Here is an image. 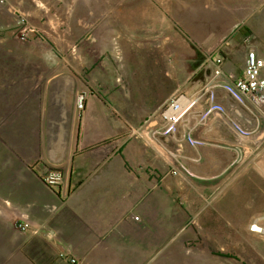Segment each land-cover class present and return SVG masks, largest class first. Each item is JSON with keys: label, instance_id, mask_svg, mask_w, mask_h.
Here are the masks:
<instances>
[{"label": "rangeland", "instance_id": "rangeland-1", "mask_svg": "<svg viewBox=\"0 0 264 264\" xmlns=\"http://www.w3.org/2000/svg\"><path fill=\"white\" fill-rule=\"evenodd\" d=\"M239 45L244 53L247 45L264 53V0H0V99L26 82L41 88L45 81L75 77L85 92L106 97L109 90V101L117 104L128 73L154 58L168 73L171 54L181 106L225 104L223 115L209 119L208 135L236 140L244 155L236 167L243 185L235 192H192L184 160L171 162L160 209L151 195L144 203L151 221L110 257L68 256L58 250L65 240H52L48 226L31 224L25 209L0 199V264H264V235L254 231L264 229V187L249 183V169L264 170V142L255 141L264 139V117L249 106L237 109L216 87L201 90L209 81L207 49L237 74L244 60ZM68 70L71 75L62 73ZM193 87L200 89L191 98ZM187 115L174 133L184 142L194 133ZM14 160L0 155V173ZM158 216L160 225L153 221Z\"/></svg>", "mask_w": 264, "mask_h": 264}, {"label": "crops", "instance_id": "crops-1", "mask_svg": "<svg viewBox=\"0 0 264 264\" xmlns=\"http://www.w3.org/2000/svg\"><path fill=\"white\" fill-rule=\"evenodd\" d=\"M212 49H207L205 61L218 56ZM160 61L154 58L137 73H128L117 104L109 101L114 100L109 90L106 97L95 90L85 92L75 77L40 82L41 88L26 82L0 99L1 160L15 157L11 169L0 173V199L25 209L31 224L48 226L52 240H65L68 245L58 250L68 256L110 257L129 234L143 231L151 221L144 203L157 196L160 209L161 194L170 186L171 162L184 160L192 192H235L243 185L236 167L244 155L236 140L208 135L210 118L205 123L202 119L206 103H195L186 116L187 129L201 145L191 147L174 134H161L162 108L178 96L179 88L171 54L168 73L162 74ZM79 94L85 95L80 112L75 107ZM249 107L264 117V103ZM255 141L261 145L264 139ZM49 169L63 175L57 189L43 181ZM249 173L251 186L264 187V179H256L264 177V170ZM153 221L160 225L161 217Z\"/></svg>", "mask_w": 264, "mask_h": 264}, {"label": "built area", "instance_id": "built-area-1", "mask_svg": "<svg viewBox=\"0 0 264 264\" xmlns=\"http://www.w3.org/2000/svg\"><path fill=\"white\" fill-rule=\"evenodd\" d=\"M209 74L208 83L201 90L205 93H210L212 87H216L218 91L226 94V100H231L237 105V109L241 110L242 107L263 104L264 103V76L262 75V70L264 69V59L257 55V51L253 46L247 45L245 47L244 60L242 75H237L234 68L229 63L223 62L220 57L214 59H207L206 61ZM216 91L211 93V97L216 96ZM85 106V96L79 94L75 100V107L80 112ZM193 103L188 104L185 108L179 103V99L176 97L172 99L167 109L161 112V121L164 123L161 130L163 135H172L177 130V122L180 117L185 113L193 110ZM225 104H220V102H215L214 100L208 105L205 112L202 114L203 119L212 118L216 116H221L225 113ZM240 134H245V132L238 128ZM135 138H139L135 135ZM186 143L191 147L201 145L202 141L198 140L196 137L187 136ZM178 167L172 166L171 172L177 174ZM189 176L191 175L187 170H185ZM44 183L52 188L57 189L63 182V175L60 170L52 169L48 171L44 178ZM134 220H138L137 217H133ZM256 233L264 235V229L254 227ZM71 263L75 261L70 260Z\"/></svg>", "mask_w": 264, "mask_h": 264}, {"label": "trees", "instance_id": "trees-1", "mask_svg": "<svg viewBox=\"0 0 264 264\" xmlns=\"http://www.w3.org/2000/svg\"><path fill=\"white\" fill-rule=\"evenodd\" d=\"M237 47H238V48H237L238 50H240V49H241V46H240V45H239V46H237Z\"/></svg>", "mask_w": 264, "mask_h": 264}, {"label": "water", "instance_id": "water-1", "mask_svg": "<svg viewBox=\"0 0 264 264\" xmlns=\"http://www.w3.org/2000/svg\"><path fill=\"white\" fill-rule=\"evenodd\" d=\"M52 189V188H51Z\"/></svg>", "mask_w": 264, "mask_h": 264}]
</instances>
